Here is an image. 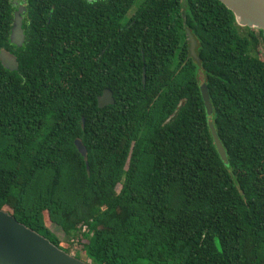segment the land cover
<instances>
[{"label":"trees","instance_id":"obj_1","mask_svg":"<svg viewBox=\"0 0 264 264\" xmlns=\"http://www.w3.org/2000/svg\"><path fill=\"white\" fill-rule=\"evenodd\" d=\"M134 1L28 0L17 48L0 0V209L89 264H264V32Z\"/></svg>","mask_w":264,"mask_h":264},{"label":"water","instance_id":"obj_2","mask_svg":"<svg viewBox=\"0 0 264 264\" xmlns=\"http://www.w3.org/2000/svg\"><path fill=\"white\" fill-rule=\"evenodd\" d=\"M87 2L95 0H86ZM229 10L239 27H245L264 32V0H218ZM21 11L18 9L13 14L9 43L20 48L23 43V30L21 25ZM189 52L195 57V41L186 30ZM0 64L9 71L17 70L16 59L9 52L0 51ZM144 84V71L142 72ZM201 96L205 101L207 110V123L214 145L223 157L224 150L215 134L211 124V104L204 84L200 85ZM113 104L111 92L103 90L97 99V107L104 108ZM74 145L78 153L84 157L85 149L82 144L75 140ZM0 264H89L74 255L53 245L48 239L35 231L17 222L8 212L0 209Z\"/></svg>","mask_w":264,"mask_h":264},{"label":"rangeland","instance_id":"obj_3","mask_svg":"<svg viewBox=\"0 0 264 264\" xmlns=\"http://www.w3.org/2000/svg\"><path fill=\"white\" fill-rule=\"evenodd\" d=\"M144 0H135L134 1V3H133V5H132V7H131V9L129 10V12L127 13V16H126V18H128L129 17V15H131L137 8H138V6L143 2ZM258 41H259V39H258ZM257 47H258V42H257ZM259 48H260V51H261V53L263 52L262 51V46L260 45V43H259ZM261 57H263V54H261ZM202 74V73H201ZM198 75V79H199V82H202V75ZM202 83H200V85H201ZM209 97V96H208ZM201 99H202V102H203V106H204V110H205V113H206V118L208 117V115H207V110H206V108H205V101H204V99L202 98V96H201ZM209 102H210V99H209ZM220 142V141H219ZM221 144V143H220ZM215 146V145H214ZM215 149H216V151H217V153L219 154V152H218V150H217V148H216V146H215ZM220 155V154H219ZM119 190V187H117L116 188V191H118ZM58 239L61 241V244H62V246H64V247H66V243H69L70 244V242L71 241H68V240H66V238L64 237V236H62V235H59L58 234ZM75 243H73V244H71V245H73L72 247L70 246L68 249H69V254H72V255H74L73 254V249H74V245ZM141 264H144V262H141Z\"/></svg>","mask_w":264,"mask_h":264},{"label":"flooded vegetation","instance_id":"obj_4","mask_svg":"<svg viewBox=\"0 0 264 264\" xmlns=\"http://www.w3.org/2000/svg\"><path fill=\"white\" fill-rule=\"evenodd\" d=\"M12 13L14 14L18 9L21 11L20 17H21V25H24L25 22V14L27 12V4L28 0H10ZM52 9L48 13V17H51ZM27 15V14H26ZM25 28V27H24ZM24 36V35H23ZM24 42V39H23ZM23 44V43H22Z\"/></svg>","mask_w":264,"mask_h":264},{"label":"built area","instance_id":"obj_5","mask_svg":"<svg viewBox=\"0 0 264 264\" xmlns=\"http://www.w3.org/2000/svg\"><path fill=\"white\" fill-rule=\"evenodd\" d=\"M84 230H85V228L83 227V228H82V231H84Z\"/></svg>","mask_w":264,"mask_h":264}]
</instances>
